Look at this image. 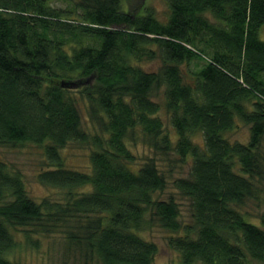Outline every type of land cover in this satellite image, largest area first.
<instances>
[{"label":"trees","instance_id":"16d2710c","mask_svg":"<svg viewBox=\"0 0 264 264\" xmlns=\"http://www.w3.org/2000/svg\"><path fill=\"white\" fill-rule=\"evenodd\" d=\"M166 3L162 22L123 0H81L76 18L51 0H0V146L41 147L37 180L60 194L35 201L0 159V264H16L6 257L16 232L33 242L60 227L83 264H152L157 244L140 232L155 227L182 264H264V209L259 223L241 210L264 205V0ZM239 121L246 142L228 136ZM138 142L188 164L172 183L189 223L158 195L167 181L156 160L136 161ZM69 143L90 148L88 170L65 163Z\"/></svg>","mask_w":264,"mask_h":264},{"label":"rangeland","instance_id":"374dc122","mask_svg":"<svg viewBox=\"0 0 264 264\" xmlns=\"http://www.w3.org/2000/svg\"><path fill=\"white\" fill-rule=\"evenodd\" d=\"M52 5L71 11V17L76 18L82 13V9L78 4L81 0H51ZM144 5L147 10H151L154 15L160 20L165 21L168 15V6L166 0H123V8L127 7L136 10ZM143 9V8H142ZM143 11V10H141ZM260 34L264 39V25L261 27ZM201 61H199L200 63ZM139 64L147 70H156L160 61L158 59L139 61ZM196 66L190 65L189 68L195 69ZM153 99L162 101V91H158L153 95ZM81 116L83 126L89 131H94L93 125L87 118V112L84 104L81 106ZM159 115L163 118L165 126L169 132L172 128L166 120V112L160 109ZM231 140H238L246 142L249 136V126L242 121L238 122V127L232 132L228 133ZM197 140L200 141V135H197ZM136 155L137 162H143L148 157H153L158 166L166 175V187L164 191L158 195L162 198L172 196L179 205V219L183 223L191 221L188 200L183 197L172 183L173 179L178 176H186L189 166L186 163L179 161L164 160L158 154H154L148 146L143 143H132L131 146ZM90 148L86 145H78L76 143H69L61 150L64 156L65 163L74 168L88 170L89 160L88 154ZM0 159L8 162L12 167L21 171L25 183V188L28 195L35 201H40L44 197L51 199L60 198L58 191L50 186H45L37 180V173L44 168V156L41 147L32 144H25L18 147L0 146ZM264 209V205L248 200L246 205L241 207L242 211L248 212L250 215L245 218L251 222L259 223L258 219L253 218L255 213ZM140 234L153 240L158 247L152 264H182L181 257L178 251L171 248L166 241L168 232L162 228L155 227L152 230L140 232ZM16 245L6 255L7 258L14 261L16 264H83L81 257L80 245L69 239V235L65 232L63 227L56 231L49 233H35L31 236V241L24 238L21 232H16ZM256 263V262H254ZM89 264H97L90 262Z\"/></svg>","mask_w":264,"mask_h":264}]
</instances>
